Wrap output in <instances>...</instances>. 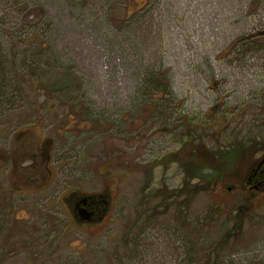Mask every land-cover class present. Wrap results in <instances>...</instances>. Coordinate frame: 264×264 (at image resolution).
<instances>
[{
    "label": "rangeland",
    "instance_id": "obj_1",
    "mask_svg": "<svg viewBox=\"0 0 264 264\" xmlns=\"http://www.w3.org/2000/svg\"><path fill=\"white\" fill-rule=\"evenodd\" d=\"M262 33L264 0H0V264H264ZM82 194L101 224L72 219Z\"/></svg>",
    "mask_w": 264,
    "mask_h": 264
},
{
    "label": "flooded vegetation",
    "instance_id": "obj_2",
    "mask_svg": "<svg viewBox=\"0 0 264 264\" xmlns=\"http://www.w3.org/2000/svg\"><path fill=\"white\" fill-rule=\"evenodd\" d=\"M37 153L30 155L27 153L20 154L15 157L11 156L9 159L13 162V171L18 173V178L25 184L36 183L34 176L42 175V180L40 183L45 181V173L43 172L42 163L39 164V159L37 158ZM2 155L0 154V158ZM19 157V158H18ZM7 160V159H6ZM22 162H24L22 164ZM254 170H257L256 173ZM264 180V166L258 165L252 170L251 175L249 176V182L255 181L260 182ZM76 195V194H75ZM87 198V201L83 203L82 201ZM65 204L69 206V211L72 219L82 226H94L99 225L104 221L109 212L110 202L107 200L104 194H82L79 196H74L64 201ZM82 209H87L89 212H92L93 215L91 220H83L80 214Z\"/></svg>",
    "mask_w": 264,
    "mask_h": 264
},
{
    "label": "trees",
    "instance_id": "obj_3",
    "mask_svg": "<svg viewBox=\"0 0 264 264\" xmlns=\"http://www.w3.org/2000/svg\"><path fill=\"white\" fill-rule=\"evenodd\" d=\"M260 36L264 37V33H262ZM240 42V41H239ZM243 44V43H242ZM244 45H251L249 41H247V44L244 43ZM41 54H43V50L40 51H35L36 58H38V56H40ZM35 75V74H34ZM36 76H39V74H37ZM67 77V76H66ZM169 76L167 74V72L163 71L160 68H156V69H152L150 70L147 75H146V82L145 85L149 87V91L148 94L150 95L149 99L152 100H163V95L164 94H171L170 91V84H169ZM59 93H64L66 90L63 89V85L61 86V88L56 89ZM158 108L163 109V106H158ZM211 151L206 150L205 148H203L202 146L200 147V151H199V155L201 157V159H208L209 153ZM212 156L214 157L215 155H218L215 152H211ZM220 154V153H219ZM184 157H186V154L184 155ZM187 158V157H186ZM190 160H192V162L195 163V165L193 166V171L194 174L199 175L202 174L203 169L205 168L204 166V162L201 160H198V158H196V155H190ZM196 168V169H195ZM193 177V176H192ZM196 177V176H194ZM186 185H188V180H186ZM190 186V185H188ZM191 192L196 193V190L192 187L190 188ZM229 234H232L231 231L229 232ZM221 246L218 245V243L212 244L210 243L209 246L204 247L202 249L199 250L200 253L204 252L203 256L207 257V260L210 262L214 261H220V251H221ZM214 263V262H213ZM215 264V263H214Z\"/></svg>",
    "mask_w": 264,
    "mask_h": 264
},
{
    "label": "water",
    "instance_id": "obj_4",
    "mask_svg": "<svg viewBox=\"0 0 264 264\" xmlns=\"http://www.w3.org/2000/svg\"><path fill=\"white\" fill-rule=\"evenodd\" d=\"M260 166H264V158H262L259 163H258V168H260ZM257 170H254V172L256 173ZM256 189H259L261 187H264V180L260 181V182H256V185L254 186ZM87 201V198L84 199L82 202L85 203ZM80 214L82 216L83 220H91V217L93 215L92 212H89L87 209H82L80 211Z\"/></svg>",
    "mask_w": 264,
    "mask_h": 264
}]
</instances>
